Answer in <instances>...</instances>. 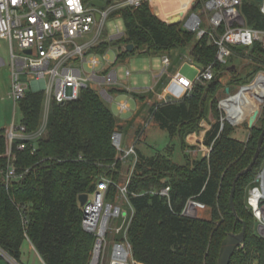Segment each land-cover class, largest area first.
Listing matches in <instances>:
<instances>
[{"label":"trees","instance_id":"obj_1","mask_svg":"<svg viewBox=\"0 0 264 264\" xmlns=\"http://www.w3.org/2000/svg\"><path fill=\"white\" fill-rule=\"evenodd\" d=\"M99 1L113 4L118 0ZM151 1L160 14L162 1ZM192 3L186 0L181 8L176 6L163 13L167 19L173 12L187 13ZM261 6L262 0H242L240 11L248 27L264 30ZM200 8L202 2L196 0L193 12ZM115 14L124 21V35L101 44L95 52L118 46L119 62L136 53L167 55L176 61V53L187 50L194 65L200 69L213 65L215 69L212 81L196 82L182 100L155 103L148 110V120L168 132L171 139L179 137L183 150L196 148L189 147L185 139L199 132L202 121L211 113L215 121L204 139V145L211 149L206 157L191 160L185 155V163L178 164L172 160V149L152 157L138 151L139 161L129 186L136 210L129 234L134 263L217 264L222 242L229 234H239L244 221L245 240L230 264H264V238L256 231L257 222L247 203L249 190L264 168V145L253 170L236 187L235 207L240 220L229 205L234 178L256 154L264 114L250 129L248 141L243 142L232 136L233 128L227 122L222 129L218 108L223 87L224 93L227 88L231 93L233 83L246 85V81L238 78L236 65L225 66L217 61L218 48L209 44L214 32L198 37L183 24H169L155 14L149 1L139 8H121ZM223 32V28L218 30L219 34ZM130 45L134 47L131 51ZM233 57L249 61L256 66L255 71L262 70L264 44L234 48ZM226 74L235 79L225 83ZM131 95L145 99L134 92ZM43 100L42 92L28 93L18 103L27 135L40 127ZM121 129V121L92 88L83 89L78 101L55 103L47 133L38 140L15 143L11 160L7 156V131L0 129V249L20 263L22 244L30 240L45 264H90L94 238L82 227L83 209L78 199L93 193L103 177L123 180L121 154L113 144L114 134ZM19 144L25 145L24 150L18 149ZM113 164L116 167L110 169ZM10 165L16 176L7 183ZM166 187L171 188L169 198L152 195ZM190 200L209 207L211 220L183 216Z\"/></svg>","mask_w":264,"mask_h":264},{"label":"built area","instance_id":"obj_2","mask_svg":"<svg viewBox=\"0 0 264 264\" xmlns=\"http://www.w3.org/2000/svg\"><path fill=\"white\" fill-rule=\"evenodd\" d=\"M146 1L152 3L151 0H118L113 4L102 1L104 6L97 7L84 0H0V38L7 39L11 48L10 98L18 104L28 93L42 92L47 111L44 124L32 135H27L23 126L18 128L12 125L7 132L9 160L13 158L15 143L38 140L47 133L55 103L78 101L83 89L88 88H98L101 97L109 103L115 101L116 95L112 90L120 84L116 70L119 54L112 61L108 55L112 46L104 52L94 50L102 44L101 36L111 14L125 7L139 8ZM200 1L207 12L213 13L211 25L214 33L211 41L218 48L217 61L220 64L228 66L234 48L264 44V30L246 25L240 11L242 0ZM261 11L264 14V0ZM182 24L199 37L208 32L202 28L203 21L197 14L184 13ZM221 28L224 32L219 34ZM92 33L95 34L93 41L83 45L76 42ZM123 35L118 30L116 35L110 37V42ZM99 56H102V60ZM0 64H6L4 59L0 58ZM163 65L164 71L170 67L169 57L163 58ZM214 75L213 65L199 69L196 82H210ZM126 77H131L130 70L126 71ZM176 81L185 89L186 95L196 83L182 74L176 75ZM165 102L168 101L165 99ZM118 110L123 114L128 113L131 110L128 101L119 103ZM113 144L120 152L121 160L124 163L132 161V167L128 175L123 174L121 182L103 177L92 193L93 198L88 194V202L82 207V227L94 238L90 264H135L129 234L136 210L131 201L129 186L139 154L134 146L126 151L121 150L122 134L119 132L114 134ZM24 148V144L18 145L19 150ZM15 176V168L10 165L6 182L10 183ZM170 191L171 188L166 187L159 192H152V195L169 198ZM247 203L256 219L260 236L264 238V168L249 191ZM202 207L204 205L201 203L190 200L182 215L196 217L197 208ZM109 235L115 238L112 247L108 246ZM110 248L111 261L106 263V254Z\"/></svg>","mask_w":264,"mask_h":264},{"label":"rangeland","instance_id":"obj_3","mask_svg":"<svg viewBox=\"0 0 264 264\" xmlns=\"http://www.w3.org/2000/svg\"><path fill=\"white\" fill-rule=\"evenodd\" d=\"M162 1H163L162 3L164 4V6L163 4L160 6L159 8L160 12L161 10L167 11L171 9L177 2H178V5L176 6L178 8L179 7L181 8L186 0H162ZM244 1H250V0H244ZM149 4L156 14V9L153 6V4L151 2H149ZM193 4L194 3H192L188 11V13L191 15L194 14L192 10ZM176 6H174V8H176ZM172 14L173 16L169 18L170 20L172 17H176L180 15L179 13H176V12H173ZM196 14L200 16V18L203 21L202 28L208 31L207 33H211L213 31V26L211 25V18L213 16V13L207 12L205 10V6L202 4V8L198 9ZM118 30L122 34L125 33V24H124V21L119 16L113 13L111 14V16H109V18L107 19L105 23V27H104V30L101 36L102 44L106 42L110 43V37L113 35H116ZM195 34L198 36L197 33ZM94 39H95V34L92 33V34L85 35L83 38L78 39L76 42L80 45H83L85 43L93 41ZM178 52L180 55L178 59L174 61L173 63V65H175L174 66L175 70H173V73L177 70H180V73L183 76L187 77L192 82H195L199 77V68L192 63L191 57L187 50L178 51ZM118 54H119L118 46H112V49L108 50V55L110 56L112 61L115 60ZM0 58L4 59L6 63L4 66H1L0 64V129H5L8 132L11 129L13 124L18 128L22 126L23 115H22V111L19 105L16 104L10 98L11 88H12L11 48H10V43L7 39L0 38ZM99 58L102 60V56H99ZM229 65H231L232 67L234 65L237 66L239 70L238 78L240 77L244 81H246V85H244L241 82L233 83L234 85H233L232 92L230 93V95H228L227 93H224L223 91L224 87L221 89V93L219 95V107H218L221 113L220 123L223 124L224 122H227L229 126L233 128L234 132L232 136L240 141L247 142L251 134L250 129H252L249 127V124H248L250 116L257 109L260 110V117L262 116V114H264V88H261L256 92V95H257L256 104L251 105L250 108L244 111H240L238 113H235L229 116V118H232L234 120V121L230 120L234 124L230 123L227 120L229 114L223 107V101L229 99V97L235 98L236 96H238L241 89L244 86L253 85V83H255V81L257 80V78L261 74H264V69L255 71L256 66H253V64L251 65L250 62L247 60H244L242 58L239 59L236 57L229 59ZM116 70L118 72L120 84L117 85V87L115 88H119L121 90H128V89L135 90L136 92L146 91V90L148 91V89L150 90L155 86L154 76L160 75L162 73L163 64H162L161 57L146 56V55H141L139 53H136L135 55L127 58L126 60L118 62V64L116 65ZM127 70L131 71L130 78L126 77ZM252 73L253 75L250 76V74ZM224 76H225L224 78L225 83L229 82V80L231 79H235L234 77H232V75H229V74H226ZM162 80H163L162 83L166 82L167 75H164ZM160 89L161 87H158V91ZM96 91H98V88H96ZM140 93H137V94L142 95ZM185 96L187 95H184V97ZM152 97L153 96L151 97L148 96V98H150L153 102ZM148 98H145L144 100L139 99V98L137 99L125 93H118L117 96H115V101L112 103L107 102L103 98L106 105L112 110V112L121 122L131 121L127 129L124 128V130L119 131V133L122 134L121 150L126 151L136 144V145H139L142 154L144 156L149 157V156L156 155L158 152L167 153L168 149H172V160L175 163L184 164L186 160L185 155L189 156L190 153L188 149L183 150L181 139L179 137H175L171 139L168 132L162 130L158 126V124H156L155 122L146 119V114L144 113V111H146L145 108L147 105H149V103H152L151 101H149ZM125 101H128L131 110L128 113L123 114L119 112L118 104L121 102H125ZM235 104H236L237 111H239L241 109L240 107L241 103L238 102V104L237 103ZM139 112L140 114L137 116ZM46 113H47L46 103L44 102L42 106V110H41L40 126H42L45 122ZM210 115H211V121L214 122L215 119H213V116H212L213 114L211 113ZM135 116L137 117V121H138V124L140 123V126H137L138 124H136L137 127L135 126L134 128L132 126L133 124L132 120L135 118ZM257 123L258 121L256 122V124ZM141 127L143 129V133L141 134V137L139 138L140 141L137 142L136 139L139 136V133L137 132L139 129L141 130ZM203 153L205 154L207 153L206 148H204ZM194 155L201 157V154L198 155L196 151L194 152ZM115 167H116V164H113L112 167L110 166V169H113ZM131 167H132V161H127L125 163L123 162V174L128 175ZM90 196L91 198H93L92 193L90 194ZM211 217H212V214H211V209L209 207L204 206L202 208H197L195 218L211 220ZM256 231L258 235L260 236L258 225L256 227ZM107 242H108V246L112 247L114 245L115 238L112 235H109L107 237ZM105 260H106V263H109L111 261V248L108 249ZM22 262L23 264H43L40 258L33 251L31 253H28L27 251H25L24 259H22Z\"/></svg>","mask_w":264,"mask_h":264},{"label":"crops","instance_id":"obj_4","mask_svg":"<svg viewBox=\"0 0 264 264\" xmlns=\"http://www.w3.org/2000/svg\"><path fill=\"white\" fill-rule=\"evenodd\" d=\"M162 1V0H161ZM194 2V4H195V2H196V0H193ZM163 2V1H162ZM180 2V1H179ZM193 4V5H194ZM176 5H178V2L174 5V6H176ZM173 6V7H174ZM172 7V8H173ZM171 8V9H172ZM168 11V10H167ZM164 11L163 10H161V12H160V14L159 13H157V11H156V14L162 19V20H164L165 22H168L169 23V21H168V19L166 18V16H165V14L163 13ZM194 14H196V13H194ZM183 18V17H182ZM181 24H182V22H181ZM179 52H177L176 53V56L177 57H179ZM167 55H164V56H159V57H161V59H162V64H163V58L164 57H166ZM168 57V56H167ZM178 59V58H177ZM171 60V65H170V67L166 70V71H164V65H163V71H162V73L160 74V75H156V76H154V79H155V86L152 88V89H148V91L146 90V91H135V90H131V91H129V90H127V93L126 92H122V91H124V90H121V89H119V88H116L115 89V92H114V94L117 96V94L118 93H125V94H128V95H131V92H136V93H140V92H142V93H140V94H142V95H144L145 96V98H148V96H153L152 97V99H153V102H152V100L150 99V98H148L149 99V101H151L152 103H149V105H147V106H149V107H147L146 106V111H144V113L146 114V119H148V110H149V108L153 105V104H155V103H164L165 102V99L168 101V102H173V101H180V100H182L183 98H184V95H186V91H185V89H183L178 83H177V81H176V75L177 74H181L180 73V70H177V71H175L174 73H173V70H175V65H173V63H174V61L172 60V59H170ZM199 68V67H198ZM200 69V68H199ZM164 75H167V81L166 82H163L162 83V79H163V76ZM197 81V80H196ZM195 81V82H196ZM158 87H161V89L158 91ZM259 89H261V88H259ZM258 89V90H259ZM258 90H252L251 91V93H250V95L249 96H245V95H243L242 93H243V91L237 96V97H235V98H232V101H231V99L228 101V102H233V101H237V104H238V99L239 98H241V103L243 104V103H245V106H244V108H242L241 109V111H244V110H246L245 108L247 107V106H251V105H253V104H256L257 103V95H256V92L258 91ZM126 91V90H125ZM145 92H146V94H145ZM148 94V95H147ZM132 96V95H131ZM241 96H243V97H241ZM183 97V98H182ZM249 98L251 99V101L252 102H248V100H249ZM138 99V98H137ZM155 100V101H154ZM228 102H226V103H228ZM166 103V102H165ZM225 103V104H226ZM249 103H251V105H249ZM151 104V105H150ZM225 104H223V107L225 108ZM247 108H250V107H247ZM226 109V108H225ZM227 110V109H226ZM227 113H228V111H227ZM140 114V112L137 114V116ZM230 116V115H229ZM133 121V124H132V126L135 128V126H136V124H138V121H137V117L135 116V118L132 120ZM131 122V121H130ZM129 121L128 122H121V126H122V129L121 130H124V128L125 129H127V127L129 126V123H130ZM136 122V123H135ZM213 122L211 121V115H209L208 116V119L207 120H204V121H202V123H201V130L199 131V132H195V133H192V134H189L187 137H186V139H185V141H186V144L189 146V147H196L195 149H188L189 150V153H190V155H189V157L191 158V160H196V159H200V158H203V157H206V156H208L209 155V153H210V150H209V147H207V146H205L204 145V139H205V136H206V134H207V132L211 129V124H212ZM137 126H140V123L137 125ZM136 126V127H137ZM139 128V127H138ZM140 131V132H139ZM137 133H139V136H138V138L136 139L137 140V142L138 141H140V137H141V134L143 133V129H142V127H141V130L139 129L138 130V132ZM199 143V144H198ZM134 147L137 149V151H140L141 152V150H140V147H139V145H134ZM204 148H206L207 149V153L205 154V153H203L204 152ZM197 152L198 153V155L199 154H201V157H199V156H195L194 155V152ZM141 154H142V152H141ZM143 155V154H142ZM147 157V156H146ZM149 157H152V156H149ZM25 251H27L28 253H31L32 251L33 252H35V254L40 258V260H41V262L43 263V264H45L44 263V261H43V259L41 258V256L38 254V252L36 251V249H35V247L33 246V244L30 242V240H26V241H24V243L22 244V248H21V252H22V256H21V262L20 263H18L17 261H15L13 258H11L5 251H3L2 249H0V264H23V262H22V259H24V252Z\"/></svg>","mask_w":264,"mask_h":264},{"label":"water","instance_id":"obj_5","mask_svg":"<svg viewBox=\"0 0 264 264\" xmlns=\"http://www.w3.org/2000/svg\"><path fill=\"white\" fill-rule=\"evenodd\" d=\"M92 5L97 6V7H103L104 3L102 1L95 0V1H92ZM183 16H184V14H180V15L174 17L173 19L169 20V23L170 24H181ZM194 16H196V15H194ZM98 18H100V16H98ZM209 44H212V41H210ZM133 48H134L133 45L128 46L129 51H131ZM28 54H31V51H28ZM233 71H235V69H233ZM246 88H248V87L244 86L242 88V90H244ZM226 93L228 95H230V89L229 88H227ZM230 98L231 97H229V99H227L223 102L229 101ZM259 117H260V110L257 109L252 113V115L249 118L248 124H249L250 128H253L255 126ZM227 120L230 123L234 124L232 121H230L229 115H228ZM223 128H224V123L222 124V129ZM263 145H264V129H263V131L259 137L257 151H256V154H255L252 162L250 163V165L246 169L239 172L233 180L232 189H231V193H230V197H229V205H230V208H231L233 215L236 217L237 220H240L238 213L236 211V207H235V193H236L237 184L241 178H243L244 176H246L248 173H250L253 170V168H254V166H255V164H256L259 156H260ZM78 201L80 203V206L84 207L85 204L88 202V194L80 195ZM241 222L243 225L242 231L239 234H229L224 239V241L222 242L221 250H220V254H219V259H218L217 264H230L234 253L236 252V250L238 248H240L242 246V244L245 240L246 223L244 221H241Z\"/></svg>","mask_w":264,"mask_h":264},{"label":"bare ground","instance_id":"obj_6","mask_svg":"<svg viewBox=\"0 0 264 264\" xmlns=\"http://www.w3.org/2000/svg\"><path fill=\"white\" fill-rule=\"evenodd\" d=\"M247 87L248 88H246L244 90L241 89V91H240V93L243 91L242 94L245 95L246 97L250 95V93H251L252 90H258L259 88H264V74H261L257 78V80L255 81V83H253V85L247 86ZM241 97H243V96H241ZM231 98H234V97H231ZM231 101H232V99H231ZM238 101H239V103H241L242 102L241 101V98H239ZM248 102H252L250 98H249ZM235 103H237V101L236 102L233 101L232 103L231 102H228L226 104H225V102L223 103V104H225V108L227 109V110L226 109L225 110L228 111V114L229 115H233L235 113L240 112L241 109L244 108V106H245V103H243V104L241 103V106H240L241 109L239 111H237L236 104ZM234 104H235V106H234ZM249 105H251V103H249ZM247 107H250V106H247ZM247 107L245 109H248ZM230 120L234 121L232 118H230Z\"/></svg>","mask_w":264,"mask_h":264}]
</instances>
